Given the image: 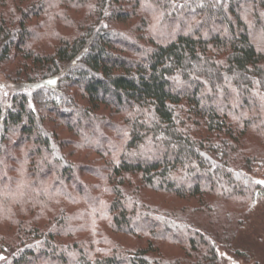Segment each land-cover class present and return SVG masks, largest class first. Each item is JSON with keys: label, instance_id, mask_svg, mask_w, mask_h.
Returning <instances> with one entry per match:
<instances>
[{"label": "trees", "instance_id": "trees-1", "mask_svg": "<svg viewBox=\"0 0 264 264\" xmlns=\"http://www.w3.org/2000/svg\"><path fill=\"white\" fill-rule=\"evenodd\" d=\"M50 1L29 0L9 15L0 11V61L19 56L18 73L27 84L52 87L50 82L57 80L54 90L38 87L14 95L7 108L0 104V150H6L2 137L7 134L14 145L30 142L29 153L41 161L40 168L52 166L60 181H73L86 199L77 220L84 222L87 234L79 246L78 239L69 238L65 233L74 228L73 215L62 209L46 230L25 229L22 235L34 242L5 264H34L40 257L52 264H214L218 258L209 232L224 238L232 233L261 188L239 167L254 161L257 153L241 144V128H233L231 120L248 127L247 115L235 113L245 108L261 113L259 125L264 124V0H94L88 7L92 20L74 26L64 16L58 43L51 51H39L29 43L35 32L25 21L32 14L50 13L44 11ZM68 1L74 7L80 4ZM137 7L143 13L137 31L110 27L109 20L129 23ZM153 11L159 12L156 24L148 17ZM64 86L79 88L88 105ZM66 103L73 110L62 112ZM99 104L125 113L105 120L93 109ZM38 107L77 134L87 126L85 142L96 135L92 147L103 159L94 166L107 167L100 174L89 167L100 177L98 196L82 185L74 161L63 153L65 139L56 137L55 127L45 126ZM80 110L83 125L76 120ZM103 124L117 131L121 141L110 144L109 135L99 131ZM136 177L140 187L122 191L124 182ZM141 188L196 205L145 203ZM206 195L229 197L241 206L225 211L220 220L223 203L216 197L209 202V214L215 216L211 222L219 231L195 224L197 205ZM101 224L107 230L98 233ZM15 226L13 233L19 228ZM57 230L66 237H54ZM114 235L145 238L129 243ZM158 240L170 246L152 252ZM178 244L197 253L186 254L193 257L191 263L173 253Z\"/></svg>", "mask_w": 264, "mask_h": 264}, {"label": "rangeland", "instance_id": "rangeland-1", "mask_svg": "<svg viewBox=\"0 0 264 264\" xmlns=\"http://www.w3.org/2000/svg\"><path fill=\"white\" fill-rule=\"evenodd\" d=\"M29 0H0V11L9 15L14 9L24 8ZM79 5L74 7L68 0H51L44 11L50 10V13L32 14L26 19V24L32 28L35 32V37L29 42L34 49L39 51H51L54 44L58 43V33H62L64 23L62 19L64 16H70V22L77 26L84 20H92V16L89 15V4L94 0H77ZM130 5L138 6L139 3L130 2ZM129 5V6H130ZM136 15L131 18V21L127 23L126 20H109V25L116 31H130L134 30L135 25L138 23L139 18L143 13L140 7L136 8ZM134 11V10H133ZM151 24H156L159 21V12L153 11L148 15ZM107 23V22H106ZM138 28H135L137 31ZM138 35V33H137ZM260 31L255 32V36L259 38ZM264 51V46H263ZM21 58L14 56L10 62L0 61V104L2 108H7L12 104V98L18 93L30 94L36 88L40 87L43 91L47 92V88L54 90V86L57 85V80L52 87H46L44 84H27L25 77L20 75L19 64ZM264 64V61H263ZM19 69V70H18ZM60 88V85H59ZM65 91L68 93H74L75 99L81 104H87L84 99V95L80 93L79 88H68L64 86ZM71 89V91L69 90ZM264 99V98H263ZM31 104H35V101L29 99ZM71 106V105H70ZM90 106V105H89ZM94 107V106H93ZM89 108H92L91 106ZM88 109V108H87ZM95 113L98 117L106 119H115L117 116L120 118L125 113H116V110L107 107L106 105H96ZM41 115L44 117L45 126L54 128L56 137L65 139L63 153L65 157H70L76 165V175L79 177L82 185H86V189L89 190L91 195L98 196L96 190L97 184L100 182L98 174L91 171L89 167H94L97 173H101L103 169H107L106 166L98 165L94 166L97 160L103 159L99 156V153L92 147L96 144V135H88L89 142H85V138L88 132V127L84 126V132L77 134L74 131L66 128L64 124H59L53 120L54 113L43 111L41 108H37ZM71 111L72 107L69 104L63 105V111ZM75 111V110H74ZM236 115H247L249 124L248 127H241L238 124L236 118L231 120L233 128L240 129V140L244 146H250L255 148L257 155L248 164L239 165L241 169L249 173L253 181L260 183L259 190H257L253 205L250 209L243 214L239 215L240 222L234 225L232 233L225 238L219 234H213L209 232L210 239L215 244V250L217 253V261L214 264H264V124L259 125L261 120L260 115H256L254 111H248L247 109H237ZM76 120L78 122L83 119V111L80 110L75 113ZM113 115V116H111ZM263 120V112H262ZM80 124H84L80 121ZM100 133L103 130L109 135V143H115L121 141L118 138V132L108 129L107 124L100 125ZM200 128H198L199 130ZM259 131V134L255 132ZM89 134V133H88ZM12 135V134H10ZM5 135L2 137L3 143L6 145V150H0V264L10 262L16 255H18L24 248L31 246L33 239L29 236L22 235L23 231L27 228L36 227L39 231L46 230L48 224L54 220V216L62 209L67 213L73 215L71 224L74 225L73 230L66 232L69 238L78 239L79 243L86 238V227L84 222H79L77 216H81V213L86 207L85 196L78 191L77 186L73 181L58 179L59 175L55 173V170L40 168L41 161L33 153H29L32 144L25 140L15 141L17 145H14L8 140L11 137ZM13 136V135H12ZM209 137H223V134L209 133ZM15 137V136H14ZM17 137V136H16ZM237 145H234L236 148ZM136 187H140L138 177L133 178L132 181L124 182L122 191H131ZM142 189V188H141ZM141 193L144 197L145 203H158L162 207L166 208H178L179 206H191L196 205L189 200L181 199L171 193L157 192L149 188H143ZM219 199L223 206L219 210V219H223L225 211L236 212L241 206L235 199L222 196L206 195L198 206V211L195 218V224L205 227L212 231L217 230V225L213 224L211 220L215 217L209 214L208 204L211 200ZM246 203V201H245ZM243 206V205H242ZM209 215V216H208ZM105 218V217H104ZM73 220V221H72ZM5 224L6 227L1 226ZM13 225V229L9 228ZM17 233H13L16 231ZM9 228V229H5ZM105 224H101L98 229V233H103L106 230ZM219 231V230H217ZM54 237L60 236V231H55ZM61 234V233H60ZM64 234V233H63ZM64 234V235H65ZM22 235V236H21ZM24 236V238H22ZM117 240L123 242L124 240L143 242L144 236L140 237H124L123 235H114ZM64 236L63 238H65ZM114 239V241H117ZM167 241L158 240L155 241L150 250L152 252L159 253L165 248L170 246ZM173 247V246H172ZM173 253L183 261L191 263L193 257H187L188 255H197V253L189 251L186 246L176 245L173 249ZM34 264H52L44 258H38Z\"/></svg>", "mask_w": 264, "mask_h": 264}, {"label": "snow or ice", "instance_id": "snow-or-ice-1", "mask_svg": "<svg viewBox=\"0 0 264 264\" xmlns=\"http://www.w3.org/2000/svg\"><path fill=\"white\" fill-rule=\"evenodd\" d=\"M50 83H54V81H51Z\"/></svg>", "mask_w": 264, "mask_h": 264}, {"label": "crops", "instance_id": "crops-1", "mask_svg": "<svg viewBox=\"0 0 264 264\" xmlns=\"http://www.w3.org/2000/svg\"><path fill=\"white\" fill-rule=\"evenodd\" d=\"M261 197H264V195H263V196H261ZM262 209H264V208H262Z\"/></svg>", "mask_w": 264, "mask_h": 264}]
</instances>
